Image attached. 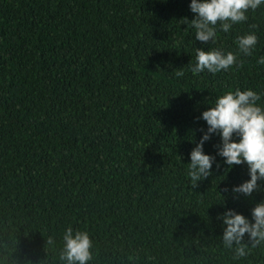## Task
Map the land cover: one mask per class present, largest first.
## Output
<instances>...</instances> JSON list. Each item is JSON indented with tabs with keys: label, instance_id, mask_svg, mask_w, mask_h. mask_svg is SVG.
Instances as JSON below:
<instances>
[{
	"label": "trees",
	"instance_id": "1",
	"mask_svg": "<svg viewBox=\"0 0 264 264\" xmlns=\"http://www.w3.org/2000/svg\"><path fill=\"white\" fill-rule=\"evenodd\" d=\"M190 2L0 0V264H66L68 227L88 232L89 264H264V245L234 258L220 219L251 220L264 180L234 192L248 166L225 164L215 134L210 174L188 167L218 96L264 94V6L202 44ZM249 32L251 56L192 75L196 48L236 52Z\"/></svg>",
	"mask_w": 264,
	"mask_h": 264
},
{
	"label": "clouds",
	"instance_id": "2",
	"mask_svg": "<svg viewBox=\"0 0 264 264\" xmlns=\"http://www.w3.org/2000/svg\"><path fill=\"white\" fill-rule=\"evenodd\" d=\"M264 6V0H191L190 20L195 40L202 44L215 43L218 31L228 33L233 25L247 21V13ZM189 21L187 18H184ZM258 38L249 32L238 35L237 51L220 48L195 49V62L190 65L193 76L207 72L216 74L229 70L237 64L240 55L251 56ZM257 63L264 65V56ZM182 74V73H179ZM262 93L251 88H237L218 96L214 104L204 110L198 119L206 122L202 135L190 152L189 176L193 182L210 174L214 157L204 152V144L212 135L220 137L218 155L228 166L247 164L249 179L233 188L234 192L251 195L258 187V180H264V104L260 103ZM223 242L233 249L234 258L247 257L251 250L264 245V202L258 203L251 212V220L232 209L221 216ZM247 235L250 244L243 243ZM92 240L86 231H73L68 227L63 234L61 260L66 264H89L92 259Z\"/></svg>",
	"mask_w": 264,
	"mask_h": 264
}]
</instances>
